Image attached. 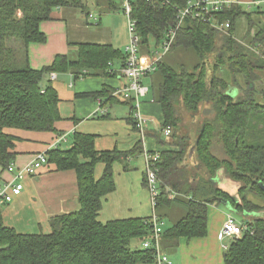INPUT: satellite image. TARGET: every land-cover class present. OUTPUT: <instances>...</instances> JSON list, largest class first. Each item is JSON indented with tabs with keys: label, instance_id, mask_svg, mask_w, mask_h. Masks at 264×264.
Wrapping results in <instances>:
<instances>
[{
	"label": "trees",
	"instance_id": "16d2710c",
	"mask_svg": "<svg viewBox=\"0 0 264 264\" xmlns=\"http://www.w3.org/2000/svg\"><path fill=\"white\" fill-rule=\"evenodd\" d=\"M107 1V8L111 9L115 1ZM169 2L162 5L150 0L132 1L131 16L138 20L142 62L150 59L167 28L176 23L177 10L173 6L184 8L187 4V0ZM85 5L81 0H0L1 170L12 163L16 154L18 138L8 129L52 132L56 139L66 134V141H59L46 152V163H53L57 170H74L79 202L77 210L52 216L48 233L17 232L4 224L3 205L0 206V264L155 263L154 249L130 247L132 239L150 236L149 216L105 222L98 218L104 198L116 187L113 164L118 162L123 170H129V161L143 151L141 140L123 151L116 147L96 150L95 135L78 131L63 133L56 127L63 120L57 90L41 82L46 74L68 71L73 81L86 76L114 75L112 65L116 61L125 64V50L110 43L78 42L72 45L75 51L56 55L41 69L29 66L28 45L46 41L39 24L52 20V12L60 7L84 8ZM116 9L121 10V6L117 5ZM259 10L252 13L240 5H232L214 12L212 21L185 18L172 46L193 49L201 61L192 69L174 66L163 58L157 63L155 72L160 80L157 84L153 80V101L160 106L162 123L159 130L146 131V135L173 149L160 151L155 163L162 187L156 211L170 207L181 198L186 207L185 215L162 232L161 248L167 254L175 252L182 239L190 241L207 235L208 205L222 197L234 210L256 215L247 221L249 231L229 240L223 249V264H264V217L258 216L264 209V104L256 100L252 81L256 78L253 68L264 59V28L257 26L255 30L251 18L253 14L261 17ZM241 17L248 20L251 39L247 42L235 32ZM215 20L228 22L227 31L222 33L212 26ZM260 21L264 26L262 17ZM212 53L211 64L207 57ZM241 76L246 82L244 88L238 81ZM116 89L103 85L99 91L77 96L118 102ZM261 94L264 98V89ZM123 102L129 109L125 120L136 130L132 100L124 98ZM203 109L205 117L190 141L189 134L180 131L183 117L187 114L190 119H198ZM106 112L100 113V117H109L110 113ZM166 127H170L171 133L163 138L160 132ZM186 159L189 164H185ZM99 163L103 164V170L97 178L95 167ZM219 173L238 183L239 199L231 198L217 187ZM142 184L147 186L145 174ZM166 186L176 194L173 200L167 198ZM251 195L263 198V204Z\"/></svg>",
	"mask_w": 264,
	"mask_h": 264
},
{
	"label": "crops",
	"instance_id": "0c3cea01",
	"mask_svg": "<svg viewBox=\"0 0 264 264\" xmlns=\"http://www.w3.org/2000/svg\"><path fill=\"white\" fill-rule=\"evenodd\" d=\"M81 1L83 2V0ZM94 1L97 2V0ZM240 1L246 3L248 0ZM114 3L115 5L112 6L111 9L107 8L104 13L100 12L99 15L105 13L110 14V12H112L118 13L117 15L114 14L112 16L113 18L123 19L122 15L124 14H119L121 10L116 9V6L121 5V3ZM86 11L89 12V10ZM77 13L78 9L75 7H60L55 10V16L52 20H45L39 24L40 30L46 36V41L44 43H31L28 45V62L31 68L41 69L43 66L50 64L56 55L68 54L71 51H75L76 47L72 45L78 42L110 43L113 47L124 50L128 39L126 33L123 35L117 30L110 28L106 23H101V17L100 23L96 27L84 25L81 20L79 21ZM261 17L264 19L263 15H261ZM121 66L120 62L116 61V63L112 65L115 70L114 75L97 77L86 76L76 81H73L70 71L46 74L41 81L43 82L42 85H53L60 98L59 110L63 120L56 124L57 129L63 133L78 131L95 135L94 147L96 150H111L114 147L121 151L130 149L136 141H138L137 131L134 130L127 121L116 116L111 117V113H124L121 112V110L114 109L115 103L126 105L123 102L124 98L121 95H116L117 99H119L118 102L109 101L105 103V99L101 97L77 96V94L80 93L99 91L103 85L112 89L125 85L126 79L122 77L120 73ZM152 74L144 77L150 76L153 85L154 76ZM52 75L54 77H52ZM144 77L141 78V83L143 85H145L143 82ZM103 108H106V113H110L109 117H100L102 113L100 114L97 110ZM140 111L145 117L147 131L160 129L162 114L158 103L153 100L151 102H141ZM158 113L160 116H158ZM149 123L152 124L153 128L147 129ZM7 131L18 138L14 148V152L16 153L15 158L12 161L17 167L26 165L37 153H46L51 149L50 146L56 139V135L52 132L15 129H8ZM146 145L152 151L157 152L169 148L173 149L172 146L157 143L153 138H150ZM140 160L141 161H139L137 165L132 166L136 168L123 170L121 164L118 162L119 165H115L114 163L113 168L118 166V168L122 170V172H118V174L121 173V175L129 181L140 180L142 184L144 165L142 159ZM45 164H43L34 175L24 177L22 180L23 187L20 193L13 196L9 203L2 206V216L5 225L16 229L15 227H20V221H22V227L26 229L39 228L42 227L41 224L47 226L46 222H49L52 216L74 211L79 208L76 174L74 170H57L53 163ZM133 169L137 172L133 173ZM102 170L103 164H97L95 167V176L97 178L101 175ZM118 177L115 175L114 171L115 190L106 195L103 200V204L113 212L104 211L103 205L99 213V220L105 222L117 218L147 217V215L139 212L141 206L139 208H134L133 206L131 208H121L116 204L114 198L108 203L107 200L109 196L114 197L117 193ZM1 178L2 181H5V179H10L11 175L3 169L1 170ZM223 183L222 179L219 180V188H222L221 186L224 185ZM54 210H57L58 213L53 212ZM60 211L64 212L59 213ZM228 213L230 212L227 211L219 217L221 223H219L218 234L225 216ZM24 215H27V217L20 219V217ZM243 215L256 216L253 213H243ZM251 220L252 219H248L246 221ZM213 225L214 222L211 223L209 232L207 230V238H205V236L202 238H194L190 241H186L185 239L180 241L179 246L182 242H186L188 245L192 243L185 250H182L181 247L179 253V261L181 264H197L196 261L198 260L199 262L200 258L203 257L201 251H203L205 247L213 250L212 241L215 239ZM218 234L217 240L221 247L224 239H218ZM194 244H197L199 248L194 249ZM170 255L171 254H169V258L173 264ZM193 258H195V261H193ZM203 264H214L212 256L208 254ZM219 264H223V259L222 261L219 260Z\"/></svg>",
	"mask_w": 264,
	"mask_h": 264
},
{
	"label": "built area",
	"instance_id": "2783aa9c",
	"mask_svg": "<svg viewBox=\"0 0 264 264\" xmlns=\"http://www.w3.org/2000/svg\"><path fill=\"white\" fill-rule=\"evenodd\" d=\"M133 0H121V12L126 18V30H127V43L124 48L127 56L125 64L120 68L122 77L126 79V84L119 86L115 91V95H121L124 98L132 100L134 111L133 117L136 121V131L142 142L143 151L140 154L143 161L144 174L146 179L147 188L150 193V201L152 207V214L149 215L151 219L152 229L148 238L142 240L141 248H152L155 252L154 264H172L169 255L161 248V235L163 232L162 225L163 219L157 214L156 203L161 192V181L156 173L155 163L159 159V152L152 151L146 145V126L145 117L140 111L141 101L140 97H143L148 92V87L141 83V78L151 75L156 71L157 63L161 57L167 54L175 40L176 32L179 26L183 23L184 19L191 17L198 20L212 21L213 13L224 8H228L232 5H240V0H187V4L184 8L173 6L177 10L176 23L173 26L167 28L164 33V39L157 49L153 51V55L146 62L141 61L139 54V34L137 31L138 20L131 16L133 6ZM149 1V0H147ZM154 4L168 5L169 0H150ZM264 3V0H248L246 4L249 6H259ZM86 19L91 21L94 25L98 24L100 16L92 12L86 13ZM214 26L219 31L225 32L229 27L228 22L213 21ZM52 77H54L52 75ZM100 113L106 112V108L98 109ZM171 133L170 127L162 129V134L167 137ZM66 141V134L59 139H55L50 148L55 147L59 141ZM47 162L45 152L35 154L32 159L24 166L17 167L14 163H10L4 170L11 175L10 179L3 181L0 188V206L9 203L13 196L20 193L23 184L24 177L34 175L38 169ZM167 194V198L173 200L175 193L171 191L167 186L164 188ZM250 227L246 222L238 221L232 213H228L222 223L221 230L218 234V239H234L242 235L243 232L249 231ZM222 249L226 248V245L221 246Z\"/></svg>",
	"mask_w": 264,
	"mask_h": 264
},
{
	"label": "rangeland",
	"instance_id": "374dc122",
	"mask_svg": "<svg viewBox=\"0 0 264 264\" xmlns=\"http://www.w3.org/2000/svg\"><path fill=\"white\" fill-rule=\"evenodd\" d=\"M116 3H120L121 0H114ZM83 4L86 3V6L84 8H77L78 9V19L79 21L81 20L83 22L84 25H87L89 27H96L97 25H94L91 21H88L86 19V10H89V12L95 13L96 15H99V13H104V11L107 9V4L108 1L107 0H98L97 2H95L94 0H83L82 2ZM241 8L245 11L248 12H252L254 13L256 10L260 9L259 11L262 12L263 17H264V3L257 6L251 5L249 6L248 4H246L245 2H241L240 4ZM119 12V11H118ZM122 12H120L119 14H121ZM256 13V12H255ZM117 15L118 13H112L110 12V14H101L99 15L101 17V23L104 22V24L106 23L108 26H110V28L117 30L118 32L122 33L123 35L126 33V21H125V16L122 15V18H113V15ZM53 17L55 16V10L52 12ZM120 16V15H119ZM252 21L254 23L253 28L255 30H257V26H261L264 28L263 25H261V17L258 14H253L251 16ZM264 21V19H263ZM103 25V24H102ZM248 20L246 17H241L237 20L236 22V35L239 39L245 40L246 42L249 41L251 39V34L250 32L248 33ZM223 33V32H222ZM151 44L154 45V42L151 41ZM219 47V46H218ZM163 58L164 61H168L170 62L172 65L176 66V65H184L185 67H187L188 69H192V67H194L195 65H197L201 60L200 58L197 56V54L194 52L193 49H184L181 48L179 46H172L170 51L163 55L161 57V59ZM214 58V53L210 54L207 57V61H209L211 64L213 63V59ZM259 66H256L253 68V72L256 75V78H253V83L255 86V94H257V96L255 97L257 101H259L261 104H264V98L261 94V91L264 89V59L261 60L260 62L257 63ZM154 76V82H157L160 80V75L157 72H154L152 74ZM240 85L242 88H244L246 86V82L244 81L243 77L241 76L238 79ZM143 82L144 84L149 88V91L147 93L146 96L144 97H140L139 101L141 102H151L153 100V95H154V91H153V85H152V80L151 77H144L143 78ZM43 83V82H42ZM252 83V82H251ZM238 92H241L240 90ZM240 94V93H239ZM114 109L117 110H121V112L124 113H111V117H118L125 120V117L128 113V105H124L121 103H115L114 104ZM204 109L203 112L198 116V119H190V117L185 114L183 117L184 118V122L180 125V131L182 130L183 133L187 132L189 134V140L192 141V138L194 139L195 137V133L198 130V127L200 126L202 120L205 117L204 114ZM158 116H160V114L158 113ZM191 121V122H190ZM149 128H153L152 124H148L147 125V129ZM260 131V130H257ZM264 131V130H262ZM162 137L164 138L165 136L162 134V131L160 132ZM152 138L150 136L146 135V144L148 143V140ZM138 139H140V137L138 136ZM188 153H190V155L192 154L191 150L188 151ZM189 155V156H190ZM140 159H142L141 155H139L136 158H132L129 161V168H136V167H132L134 165H137L139 161H141ZM185 164H189L188 159L184 160ZM46 165V164H45ZM115 165H119L118 163H115ZM44 167V166H43ZM113 171H115V175L118 177V187H117V193L116 195L113 196H109L108 198V203L112 200V198H114V200L116 201V204L123 208V207H128L131 208L132 206L134 208H139L141 206V208H139V212L141 214L144 215H151L152 214V207H151V201H150V193L149 190L146 186H143L141 184L140 180H133V181H129L128 179H126L125 177H123L121 175V173L118 174V172H122V170H120L118 168V166H115L113 168ZM131 171V170H130ZM133 173L137 172L135 169L132 170ZM144 171V169H143ZM128 172V171H125ZM142 172V171H141ZM143 174V172H142ZM219 180L222 179V182H224L220 188L222 190H224L231 198L233 197V199H239L238 196V183L229 180L228 178H226V176L223 173H219L218 175ZM218 180V182H219ZM218 186V183H217ZM208 187V186H206ZM219 187V186H218ZM211 196V194H207V197ZM253 196V199L260 203L263 204V198H259L255 195H251ZM181 197H183L181 195ZM198 198H201V196L198 194L197 195ZM203 197H205V195H203ZM222 200V197H220ZM103 208L104 211H108V212H113L111 210H109L105 204H103ZM229 211L230 213H232L234 215V217L241 222H246V220L248 219H254V215L248 216V215H243V213H241L240 211L237 210H230V208L228 207V205L223 204L222 202H220L219 200L217 202L211 203L208 205V215H207V230L209 232L210 229V225L212 222H214V230H215V239L214 241H212V245H213V250L208 249L207 247H205L203 249V251H201V254L203 257L200 258V261L198 262V260L196 261L197 264H203V262L206 261L208 254L212 256V261L214 264H219V260L222 261V253L223 250L222 248L219 246V242L217 240V232L219 230V223H221V220L219 219L220 215H222L223 213ZM53 212H57V210H54ZM64 212V211H60L59 213ZM260 213H258V216H262L264 217V209L259 211ZM158 215H160L163 219V225L162 228L163 230L165 229H169L172 224H174L177 220H179L180 218H182L185 213H186V207L184 204V198H181L178 201L173 202V204L170 207H161V209L158 210ZM55 214V213H53ZM52 214V215H53ZM143 216V215H141ZM24 217H27V215L21 216L20 219H23ZM49 222L47 221L46 224L47 226H45V224H41L42 227H36V228H32V229H26L24 227H22V221H20V227H15L17 232L20 233H48L50 231V225L48 224ZM208 234V233H207ZM208 235H206L205 238H207ZM223 245H228L229 243V239H224L222 241ZM192 244V243H191ZM189 244V245H191ZM142 245V240L141 239H132L130 241V247L131 248H136V247H141ZM186 242H182V244L176 249L175 252L171 253L170 257L173 260V264H181L179 259H180V251H181V247L182 250H185L188 246H189ZM204 247V246H203ZM199 248L197 244H194V249ZM207 252V253H206ZM169 255V254H168ZM190 255V254H189ZM191 256V255H190ZM192 257V256H191ZM193 261H195V258H193Z\"/></svg>",
	"mask_w": 264,
	"mask_h": 264
},
{
	"label": "water",
	"instance_id": "95a60500",
	"mask_svg": "<svg viewBox=\"0 0 264 264\" xmlns=\"http://www.w3.org/2000/svg\"><path fill=\"white\" fill-rule=\"evenodd\" d=\"M263 189H264V187H263ZM217 199H218L220 202H222L223 204L228 205V207L230 208V210H231V209L234 210L233 207L231 206V204H230V202H229L228 200L223 199V198H222V200H221L220 197H218Z\"/></svg>",
	"mask_w": 264,
	"mask_h": 264
}]
</instances>
